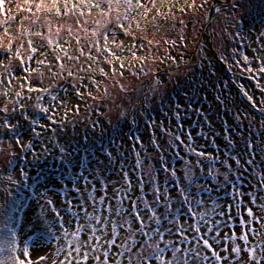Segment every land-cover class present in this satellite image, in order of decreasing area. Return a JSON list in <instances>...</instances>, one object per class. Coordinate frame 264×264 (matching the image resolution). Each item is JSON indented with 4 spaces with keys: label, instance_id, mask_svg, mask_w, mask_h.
Returning <instances> with one entry per match:
<instances>
[{
    "label": "rangeland",
    "instance_id": "rangeland-1",
    "mask_svg": "<svg viewBox=\"0 0 264 264\" xmlns=\"http://www.w3.org/2000/svg\"><path fill=\"white\" fill-rule=\"evenodd\" d=\"M220 1L223 2L213 1V3H217L218 6H209L205 10L195 8L193 15L201 13L203 15V20L208 17L207 23L203 26L199 24L197 22V15L191 18L193 23L190 24L188 30H184L186 33L182 32V41L176 43L175 46L172 47V54L169 52L170 56H167L168 58L165 60L164 57L166 55L163 54L161 45L157 46V43L159 44L162 40L160 38V40L155 39L157 43L155 40H152L154 46L149 49L146 47L147 54L145 56V64L141 67L146 74L144 77L149 79V81H147V86H140L143 80L140 77L138 78L137 74L141 71L134 66H132L134 69L128 67L127 73L123 76L117 75L115 78H107L106 82L103 80L101 83H98V86L92 83V80H95L96 77V71L93 67V70L89 71V73L88 71L81 70L82 68H88V60L86 57H80L78 49L83 48L86 53L89 51L96 53L94 48H90L89 38L90 33L93 30H97L94 21L102 20L103 18L99 17L95 10L92 11V15L87 19L89 23L83 25L88 29L87 33L82 31L80 26L77 25V17L69 16L61 19L50 17V19L54 20L55 25L58 26L63 24L65 28L71 26L73 29L71 34L67 31H62L60 37L57 38L59 43L68 41V43L64 44L68 55L72 52L73 54L75 53L73 57H79L78 60H69L63 53H59L62 57L60 62L65 65L64 69L59 67L55 59L57 53L54 52L52 48L46 47L33 55L28 48L27 41L32 39L35 44L42 43V41L37 37L18 35L19 26L16 25L15 22H12L10 30L13 37H15L13 52L6 54L8 56H13L10 68L12 74L8 75L4 68H0V72H2L7 84L10 86L14 85V83L22 84L18 87V92H20L21 95L18 98H7L3 97L0 92V108L7 106L10 110L8 114L0 113V116L7 115L8 119L13 124L19 122L18 138L21 140V143L27 144L31 141L33 144L32 149L22 152L20 146L18 148V145H16L15 138L8 135L4 136V142L0 144V148L3 149V152H0V168L3 169L6 167V170L11 171L14 175L12 178H14L15 183H19L22 190L20 204H22L23 207L14 214V216H17L16 231L18 246H23L22 241L28 238L30 231L36 227L41 228V233L43 235H48L47 225L38 221V217L41 215L44 220L55 224L52 231H55L59 235L61 231L59 229V222L56 220L55 212L51 209H58L61 215L67 220L69 214L64 211L68 206L67 201L71 200L73 204L78 205L81 198L87 197L88 193L93 190V186L95 187V191L93 192L95 197L104 195V192L101 191L103 179L106 180L107 183L106 190L111 187H113V189L121 188L123 174L126 171L132 183L131 192L126 193L122 190L119 194H116L113 190L115 193V195H113L118 196L121 200H126L128 195L139 197L141 192L140 188L137 187V179L138 175L141 176V168L136 166L137 159L142 161V169L145 172H147L149 168L154 169V182H148V184L144 185L146 188H143L144 199L147 201H149L148 196H152L155 199L156 191H154V189H159V191L163 192L164 189L168 188V185H171L173 188H175L174 185H182V181L187 180L186 171L189 166L194 169L192 172L193 179L196 181H203L201 185L204 184L206 179L211 181V185H213V181L224 184L222 173H224L227 168L222 162L227 160V163L232 165V172H235V175H232V172L228 173L230 183H228L227 186L235 185V190L238 188L244 195L235 197V201L231 198L230 200L229 198H225V201H221V204L218 206V209H221V213L225 215L228 211L227 216L231 217L229 223L227 220H223L219 224L221 237V244L219 247H229L235 244L243 245L244 242L239 239L233 241L229 240L227 237L231 236L233 233H236L238 236L242 231H247L246 228L241 229L239 226V221L246 218V214H243L241 219L237 217L239 214H237V209L234 206L237 202L240 203V206L242 204L243 209L251 207L254 210H257L259 204L264 203V187H261V185H264V150L261 148H254V163L248 164L247 161L252 159L253 154L247 153L245 149V145L248 141H252L254 144L264 143V116L261 119H256L253 127L251 124L243 125L240 118L241 113L235 108L239 107L236 105L237 100H235V102L231 101V98L233 96L235 97L236 93L228 88L221 91L222 93L220 96L222 99L218 100L221 86L220 76L219 73L212 76L209 72L211 70H218V67L215 68V65L212 63L213 58L216 57V53L213 50H209V47L216 38V43L218 44L216 45V43H214L216 49L222 50L224 45L227 50L228 45L226 41L230 37L235 39L239 36L245 37L240 22L243 20V25L248 27V20L254 12H256V9L254 8L252 0L250 1V5L246 8H243L242 5L247 4L248 0ZM16 2L19 3L20 0H16ZM223 3H228L229 7L223 8L225 9V13H217L215 7H219ZM232 3H235L237 7L232 8ZM6 7L11 9L12 15H17L18 17L26 15V13H17L12 5H6ZM133 15H135V13ZM86 17L87 16L79 18L81 24H83V20L86 19ZM138 18L137 16L136 20H138ZM3 19L4 17L0 16V22H2ZM40 23L43 24V17ZM29 26V22L25 21L24 27L27 28ZM255 26L259 29L257 35L253 36L251 39L255 42L251 45H247L245 48L252 59L256 54L264 55V52L260 51L261 45H264V36H261V33H264V31H260L262 26L258 24H255ZM108 27L112 28L113 25L109 24ZM41 31L46 32V29L41 27ZM116 32L117 39L122 41L123 44H126L124 45L126 49L127 45L132 43V38L130 36L126 37L124 34L121 36L122 33L119 29H116ZM237 33H239V36ZM223 35H225V41L223 44H219V40ZM74 36L80 39V44L76 43V40L73 39ZM164 37L166 38L165 35ZM85 40H88V42ZM5 43H7V38H5ZM21 45L23 46L21 47ZM17 49H19L21 57L25 60L26 67L30 70L32 68H39L40 70L39 73L34 72L32 76L29 77V84H25L23 79H13V77L17 76L19 73V60L14 57V53ZM253 49H256L257 53H254ZM41 52L46 53V56L41 55ZM123 52L126 51L124 50ZM222 53L223 52H219V55L222 56ZM140 54L141 52L137 53V56L139 55L140 57ZM30 55L33 57L32 60L28 59ZM188 55L190 56L185 58ZM229 55L230 54H228V56ZM232 58L229 56L231 63L233 62ZM37 59L45 60V64H36L35 60ZM183 60H185V62H183ZM253 60L255 61L256 68H258L259 63L255 59ZM3 62L7 64L8 60L3 59ZM174 65L181 66H177L172 70ZM229 70L234 72L233 68L229 67L228 71ZM68 71H71L73 75L69 76ZM53 72L58 73V75L53 76ZM134 72L136 74H133ZM143 72H141L142 75ZM154 73L155 76L152 77ZM2 74H0V80L2 79ZM22 75L27 76L28 74L25 72L22 73ZM80 77H83V80H81ZM188 81H190L189 83L192 85L195 84L197 89L192 90L190 96L177 93L174 96L175 102L170 101L167 106L169 110L167 112H161V110L158 109V104H166L167 101V97L164 98L162 96L161 90L166 87L170 90L178 87L183 88L184 84ZM259 82L261 86H264V73L260 74ZM73 85H76V88H73ZM29 86L48 88L51 95H56L58 99L52 100L51 95L45 92H28L27 88ZM245 87L246 91L252 94L256 107L259 109L264 108V93L260 92L259 88L251 86L249 81L245 83ZM93 88L94 92L91 90ZM0 89L2 90L1 87ZM65 89H67V91H65ZM77 89L83 94V98L76 95ZM87 91L91 92L96 99L89 96ZM195 93H198V97H196ZM149 94H153L154 96L152 97V101L149 100L151 98ZM142 95L144 100H148V106L151 108V110L145 111L146 117L143 113H140V108L143 105L140 101L143 100L141 99ZM40 97H42V99L38 100ZM16 101H19L25 106L24 111L30 115V118L38 119L41 124L49 126L47 130L36 127V131L41 132L39 137H36L31 131L32 126L29 124L28 120H25L19 113H11V108ZM205 101L207 103H205ZM37 103H39L41 107H47L49 109V113L52 114L53 119L57 121L56 124H52L51 121L47 119V115L40 113L35 108ZM152 110L154 112H151ZM220 113L226 115V122H221L220 117H217ZM141 117H143L144 120H142ZM208 120H213L212 125L215 129L209 126V123H207ZM205 122L206 125L211 128L210 131L205 130V127H201L202 130L198 128ZM141 123L147 124L144 128L145 130H148L150 127L152 128V137L151 135L148 136L145 134L147 131L142 132L138 129ZM178 123L180 128L177 126ZM53 128L56 129L54 133L51 131ZM104 129H108L111 135L110 139H108L109 142H104L105 147L119 158L118 174L121 178L119 177L116 179V182L104 178L105 172L95 152L89 157H80L78 160L70 159L68 161L65 158L66 150H78L79 152L80 150H88L90 152L92 150H96V152L97 150L98 152L101 150L103 153H99L98 156L103 157L105 147L99 149V144L95 136L97 131H104ZM75 130L78 133L76 135L78 138L68 137L69 133L73 134ZM66 131L68 133H66ZM115 133H118V136H123L119 139V142L118 139L112 141V136ZM169 133H171V135H169ZM154 135H157V139L162 138L160 141L163 140V143L169 146L171 150L174 147L173 144L177 141L174 139L176 135H179L180 138L183 139L185 147L183 148L180 146L178 148L179 152L175 153V158L173 155L168 163L170 167L175 170H177L176 167H178V171L180 170L182 174V179L180 178L179 180L178 176H172V171L171 173L166 171L162 174L161 171H157V164H155L153 168L151 161L149 160L148 162L149 154L146 152V148L150 150L154 148V145L160 144V141L154 140ZM189 136H191L190 141ZM231 136L234 137V143ZM229 141L232 143L230 144ZM9 143H11V147H9ZM141 143L145 147L141 146ZM189 144L191 147L195 148L196 151L205 153V158L190 153L187 148ZM12 147L18 149V155L14 157L16 161L15 166L9 167L7 161L11 157ZM45 149H47V151H45ZM61 149H63V151H61ZM231 156H237L243 166L247 168L249 166L253 167L254 171H256L254 176H252V173H247L246 171L242 172L241 170L243 167H236L235 161L230 159ZM209 157L215 158V161L209 159ZM199 160H202V164L197 167L196 162ZM210 164H213L216 169V172H214L216 173L214 175L215 179L206 175L209 171ZM6 170H2L4 171L3 173H6ZM24 173H26V175H24ZM84 177L87 179L85 180ZM144 179L149 181L152 177L147 176L144 177ZM97 180L100 182L99 185L95 184ZM168 180L170 183L167 184L166 182ZM258 181L260 184H257ZM16 184H14L12 188H16ZM76 188H79L80 191L77 192ZM174 193L173 197H178L177 190L174 191ZM169 194H171V192H169ZM107 196L110 197L108 192ZM252 197L255 198V204L251 202ZM45 198L50 199L52 205H47L45 203ZM231 203L234 204L232 208H230ZM129 204H131V202L128 203V201H125L124 207H128ZM41 205H44V208H41ZM141 207H143V204H141ZM208 208L210 211H207L209 215L206 216V219L211 220L213 208L211 205L208 206ZM160 209H162V207H160ZM76 210L78 211L79 209ZM89 210L91 211V209ZM203 211H205V206ZM215 211H217V209ZM144 212L147 213L148 216L150 215L147 209H144L142 213ZM257 215H259L258 210ZM113 217L115 216L111 218ZM114 219L118 218L115 217ZM181 219H184V217L182 216ZM225 221L228 226H226ZM192 222H194V220L189 218L188 223L191 224ZM229 224H233V226L230 227ZM251 227L260 229V225L255 222L252 223ZM260 230L264 231V229ZM125 235V232L120 231V239H123ZM85 238L86 237L81 234V239ZM70 239L71 237L61 238L60 240L53 239L50 242H46L41 247H32L30 245V256L37 260L40 256L49 257L45 261H40V264H52L53 260H56V264H59V261L63 260L67 255V252L71 251V247L68 244V240ZM135 239L137 244H139L142 237L137 235ZM257 245H260V247L257 248V252L259 253L261 248H264V237L249 234L248 246L257 247ZM57 248H64L65 251L59 253L58 256L54 255ZM123 250V246L119 249H114V251ZM17 254L19 255L20 253L18 252ZM73 255H75V253H73ZM168 255H170V253H166V256ZM222 255H228V253H222ZM119 259L123 264H126L123 257ZM229 261H231L232 264H236L234 256H230L229 260L223 261L222 264H229ZM88 264H92V261L90 260ZM152 264H155V261H153ZM261 264H264V261H262Z\"/></svg>",
    "mask_w": 264,
    "mask_h": 264
},
{
    "label": "snow or ice",
    "instance_id": "snow-or-ice-1",
    "mask_svg": "<svg viewBox=\"0 0 264 264\" xmlns=\"http://www.w3.org/2000/svg\"><path fill=\"white\" fill-rule=\"evenodd\" d=\"M208 4V0H203V3L197 5L195 0L192 3H188L185 0V5L179 8V11L184 12L185 7L188 8H204ZM6 5H12L17 13H26L24 16L18 17L17 15L11 14V9L6 7ZM174 7V0H20L19 3L16 0H0V16L4 19L0 22V68H4L8 75H11V63L13 56H8L6 54L13 52V42L15 37L11 32V24L15 22L18 25V35L20 36H31L39 38L42 43L35 44L32 39L27 41L28 48L34 55L38 51L44 48H52L54 52L57 53L55 59L59 64L61 69L65 68V65L61 63L62 57L59 53H63L67 59H79V57H73L68 55L67 49L64 44L59 43L57 38L60 37L62 31H67L69 34L72 33L73 29L71 26L65 28L63 24L55 25L53 19L50 17L61 19L63 17H77V25L80 26L81 30L88 32V29L83 25H87L89 21L87 19L83 20V24L80 23L79 18L92 15V11L95 10L102 20H95L97 30H93L90 33V48H94L97 53L107 54L105 63L111 65L114 62H119V67L121 69L125 68V63L123 58L117 55V52L113 49H119L124 51V44L122 41L117 39L116 29H119L121 33L126 36H131L133 40L136 37L133 34V22H135V29L141 32H146V29H141L139 21L136 20L138 16L140 20H144L148 23H154L157 17H163L164 19L169 18V12L162 11L166 7ZM228 3H223L219 7H215L217 13L222 11V8H228ZM232 8H236L235 3L231 4ZM155 11V15L151 16L149 20V15ZM135 13V15H133ZM43 17V24H41V19ZM174 19V17H172ZM29 22V27H24V22ZM183 23V21H181ZM239 23V22H238ZM112 24L113 27L109 28L108 25ZM35 26V27H32ZM41 27L46 29L41 31ZM239 36V33H237ZM264 36V33H261ZM5 38H7V43H5ZM94 38V39H91ZM77 44H80V39L78 37H73ZM148 44H152L149 40ZM23 45H21L22 47ZM137 45L135 43L131 44L127 51L131 52V59L133 61L139 60L141 63L144 61V57H137L135 54V49ZM80 57H86L88 61L93 63L97 62V56L93 55L91 51L85 52L83 48L78 49ZM233 58L239 56V59H235V66L239 70L240 74L250 73L246 78L248 80H253L257 82V88L260 92L264 93V86H261L258 81L260 74L264 73V55L256 54L253 59L259 63L258 68H253L251 66V60L249 56L244 55L242 51L238 52L237 49H233ZM261 52H264V45H261ZM254 53H257L256 49H253ZM41 55L46 53L41 52ZM15 59L19 60V73L14 76L13 79H23L25 84H29V77L32 76L34 72L39 73V68H32L31 70L25 66V60L21 57L19 49L14 53ZM32 56L28 57L32 60ZM3 59H7L8 63L5 64ZM36 64H45V60H35ZM48 66V65H46ZM134 66V65H129ZM231 67V65L229 66ZM82 71H92L91 65L88 68H82ZM143 72V68L140 70ZM27 73V76H23L22 73ZM99 72L103 76H107L108 73L104 71L103 68L99 69ZM117 70L112 69L113 75H115ZM123 76V72L119 73ZM136 74V73H133ZM42 75V73H41ZM58 73L53 72V76H57ZM68 75L72 76L73 73L68 71ZM83 80V77H80ZM158 82V81H157ZM92 83L98 86L96 80H92ZM76 88V85H73ZM123 90V88H122ZM28 92H49L48 88H39L29 86L27 88ZM67 91V89H65ZM241 91L243 95L247 97L248 101L252 104L253 108H256V104L253 103V97L243 90V85H241ZM8 93L5 92L6 96ZM16 96H20V92L15 93ZM76 95L83 98V94L76 90ZM92 96V93H88ZM93 99L96 97L92 96ZM42 99V97L38 98ZM52 100H57L56 95H51ZM24 105L19 101L14 103L11 108V113H19L23 116L25 120L29 121L32 126L31 131L36 137L41 135V132L36 131V127L47 130L49 126L41 124L38 119L30 118V115L24 111ZM35 108L40 112L47 115V119L51 121L52 124H56L57 121L53 119L52 114L49 113L47 107H41L39 103L35 105ZM258 111H264V108L257 109ZM9 108L7 106L0 108V113H9ZM19 122L13 124L8 119L7 115L0 116V144L4 142V136L8 135L15 138L16 145L20 146L21 151L32 149L33 144L29 141L27 144H22L19 137ZM54 133L56 129H51ZM171 135V133H169ZM175 140H180V136L176 135ZM191 136H189V141ZM183 143V141H181ZM231 144L232 142L229 141ZM11 147V143H9ZM188 151L194 153L196 156L205 158V153L196 151L191 145H187ZM254 148H261L264 150V143L254 144L252 141H248L245 145L247 153L253 154L252 159L247 161L248 164H253L255 160ZM47 151V149H45ZM63 151V149H61ZM0 152L3 149L0 148ZM13 157L16 153H11ZM35 156V153L33 152ZM139 155V154H137ZM215 161V158L209 157ZM231 160H234L236 167H243L237 156H231ZM15 159H10L7 161L9 167L15 166ZM190 163V162H189ZM226 165L227 171L222 173L224 184L230 183L229 172H232V165L227 163V160L223 161ZM202 164V160L196 162V166L199 167ZM136 166L141 168V176L138 181L137 187L140 188L141 195L137 199H131L128 195L126 199L131 200L129 207L125 208L123 201L115 197L107 196V185H102L101 191L104 195L100 197H95L93 190L88 193L87 197H82L80 203L73 204L71 200L67 201V208L64 210L69 214V218L66 220L61 212L52 208L51 210L55 212L56 220L59 222V229L61 230L59 235L52 231L55 224L44 220L41 215L38 217V221L42 224L47 225L48 235H43L41 233V228L36 227L30 231L28 238L22 241V247L17 244V222L13 215L9 214L7 209L3 210V219L0 221L2 226H0V264H40V261H45L49 257L40 256L39 259H33L30 256L29 246L41 247L46 242L51 240H60L61 238H68V244L71 247V251L67 252V255L63 260L59 261V264H88L91 260L92 264H123L119 259L124 258L126 264H222L223 261L229 260L230 256L235 257L236 264H261L264 261V248L258 253L257 247L248 246L249 234H254L255 236L264 237V203L258 205V212L251 207L247 208L246 218L239 221V226L241 229L246 228L247 231H242L238 236L233 233L227 238L229 240L235 241L239 239L244 242L243 245L235 244L229 247H219L221 244L220 237V227L218 221H210L206 219L209 215L208 212L198 211L199 207L202 206L204 201L201 199L204 193H207L211 197L213 191L212 188L205 187L203 185H197L194 182L192 176V167L189 166L186 171L187 183L185 185H176L178 192L177 200L179 202V207H173L172 202L169 200L167 190L164 193H160L159 189H154L156 191L155 199L151 201L152 207H149V201L144 199L143 185L145 183L144 177L151 176L152 179L149 183L154 182V169L149 168L147 172L142 169V161L137 159ZM168 171V169H165ZM214 172L216 169L213 164L209 165V171L206 173L207 176L215 179ZM172 176H175V171H172ZM26 175V173H24ZM235 175V172H232ZM9 180L12 179L11 176L8 177ZM86 180L87 178L84 177ZM123 183L121 188H114L116 194H119L122 190L126 193H130L132 189V183L129 179L128 173L125 171L123 174ZM235 187V185H233ZM221 185H217V188ZM264 187V185H261ZM79 192L80 189L76 188ZM235 197H240L244 195L237 188L233 193ZM251 195V194H249ZM116 200L115 205L112 201ZM168 201L163 205L164 211L157 214L156 208L159 207L162 201ZM253 204L256 203L255 198L252 197ZM45 203L47 205H52L50 199L45 198ZM143 204V207H141ZM237 209V214H239L240 203L237 202L235 205ZM22 204H17L16 201H12L13 213L18 212L22 208ZM44 208V205H41ZM76 209H79L78 211ZM91 209V211L89 210ZM144 209H147L150 213L147 219L142 215ZM215 211V208L212 209ZM224 215V213H220ZM115 216L118 219H112ZM184 217L183 223H181V217ZM191 218L195 222L189 224L188 219ZM251 218V219H249ZM255 222L260 225V229L251 227L252 223ZM226 226L227 225V222ZM67 225V226H66ZM154 225V226H153ZM203 229V230H202ZM120 231L126 233L123 239H120ZM81 234L86 238L81 239ZM139 235L142 239L137 244L135 237ZM107 237V239H105ZM167 237V238H166ZM119 240V243H118ZM130 241V242H129ZM163 245V246H161ZM123 246V251H114V249H119ZM65 251L64 248H57L54 255H59V253ZM20 253L19 255L17 253ZM7 253V255H4ZM75 253V255H73ZM99 253V254H97ZM146 253V254H145ZM166 253L170 255L166 256ZM222 253H228V255H222ZM52 264H56V260H53ZM229 264H232L229 261Z\"/></svg>",
    "mask_w": 264,
    "mask_h": 264
},
{
    "label": "trees",
    "instance_id": "trees-1",
    "mask_svg": "<svg viewBox=\"0 0 264 264\" xmlns=\"http://www.w3.org/2000/svg\"><path fill=\"white\" fill-rule=\"evenodd\" d=\"M213 1L223 2L220 0H208V4H206L204 6V8L197 7L196 9H199V10L204 9L205 10L209 6H213V5L218 6L217 3H213ZM250 1L251 0H248L247 4H243L242 7L246 8L247 6H249ZM252 1L254 3V8L256 9V12H254V14L248 20V27H245V25H243L244 24L243 20L240 22L241 29H242V32H244L245 37L239 36L236 39L230 37L226 41V44L228 45L227 50L225 49L224 45H223L222 50H220V49L217 50L215 45H214V43H216L217 39L215 38L213 40L211 46L209 47V50H213L216 53V57L213 58L212 63L215 65V68L218 67V70L217 71L211 70L212 72L211 71H209V72L212 74V76H214L216 73H219V76H220L221 86L219 89L218 100L222 99V97L220 96V94L222 93L221 91H224L228 88L231 89L232 91H234L236 93V96L235 97L233 96L231 98V101L235 102V100H237L236 105H238L240 108L239 107H235V108L239 111V113H241L240 114L241 122L243 123V125L251 124V126L253 127L254 123L256 122V119H261L264 116V112L258 111L257 110V109H259L258 107H256V108L252 107V104L248 101L247 97L243 95V92L241 91V85H243V90L246 91V87H245L246 82L249 81L251 83V86H255V88H257V82L253 81V80H248L246 78L248 75H251L250 73L240 74L239 70L235 66V59H239V57L232 58V56H233L232 50L233 49H237L238 52L242 51L244 53V55L249 56L247 51L245 50V48L247 47V45H251L255 42L254 40H251L252 37L257 35V32L259 31V29L256 28L255 24L262 26V29H260V31L261 32H262V30L264 31V0H252ZM187 2L190 4V3H192V0H187ZM174 3H175L174 7L169 6V7L162 9V11L169 12V18L168 19H164L163 17H157V19L155 20L154 23H148V22H145L144 20H140V18H138L137 21H139L141 29H146V32H141L139 30H136L135 29V23H133V30H134L133 34L136 37V39L133 40V38L130 36L132 38L131 44L135 43L137 45V47L135 49V54L137 56V53L141 52L140 57H144L143 63H141L139 60L133 61L131 59L132 54H131V52L127 51V48L131 44L127 45V48L125 49L126 52L120 51L119 49H113L114 51L117 52V55H119L123 58V61L125 63V68H123V69H121L119 67L118 61L114 62L111 65L105 63L104 61L107 58L106 53L101 54V53H97V52L96 53L91 52L93 55L97 56V62L93 63L91 61H88V67H89V65H91V67H93L94 70L96 71L95 80L98 83H101L103 80H105V82H106L107 78H115V76L120 75L119 74L120 72H123V75L126 74L128 71L127 68L130 67L129 65H134V67L137 69L139 68V71H140L141 67L145 64V56L147 54L146 47H147V49H149L150 47H153L154 46L153 41L155 39H157V40L161 39L162 40L159 44L156 42V40H155V42L157 43V46L161 45V49L163 51V54L166 55L164 57V60L166 58H168L167 56H170L169 52L172 54V52H171L172 47L175 46L176 43L182 41V38H181L182 32L186 33L184 30L185 29L188 30V27L190 26V24L193 23L191 21V18H193L195 15H197V18H198L197 22L199 24H201L203 26L204 24L207 23L208 17L204 18V20H203V15L201 13L193 15L195 8L185 7L184 12L179 11V8L185 5V0H174ZM195 3L197 5H200L203 3V0H195ZM224 11H225V9L222 8V11L219 13H222ZM152 15H155V11H153V13H151L149 15V20H151ZM88 17L89 16H87L86 19H88ZM172 17H174V19ZM181 21H183V23H181ZM164 35L166 36V38L164 37ZM121 36H123V33ZM214 36H216V35H214ZM149 40H151V41L153 40L152 44H148ZM85 41L88 42V40H85ZM224 41H225V35H223L221 37V39L219 40V44H223ZM124 45H126V44H124ZM216 45H218V44L216 43ZM219 52H223L222 56L219 55ZM74 54L71 52L70 56H73ZM228 54H230L229 56L233 59L232 63L229 60ZM189 56L190 55L186 56L185 58H187ZM137 57H139V55ZM249 58L251 60V66L255 69L256 68L255 61L250 56H249ZM183 62H185V60H183ZM169 64H170V62H169ZM230 65H231L230 68H233L234 72H231L230 70L228 71V68ZM177 66H181V65H174L172 67V70L174 68H176ZM134 67L131 66V68H133V69H134ZM100 68H103L104 71L106 73H108V75L107 76L101 75L99 72ZM113 68H115L117 70L115 75H113V73H112ZM88 73H89V71H88ZM179 73H182V72H179ZM210 73H209V75H210ZM0 74H2V72H0ZM144 76H146V74L144 72H143V75L141 72H139L137 74V77L138 78L140 77L143 80L142 84H140V86H147L148 85L147 81H149V79H146ZM153 76H155V73L152 75V77ZM189 82L190 81L185 83L183 88L178 87V88H175L173 90H170L166 87L165 89L161 90L162 96L164 98L167 97V101H166V104H163V103L158 104L159 105L158 109L161 110V112H167L169 110V108L167 107L168 104L170 103V101L175 102L174 96L177 93L184 94V96L185 95L190 96V94H192V90H194V89L196 90L197 88L195 87L196 86L195 84L192 85ZM243 82H245V83H243ZM258 83L261 85V83L259 81H258ZM20 85H22V84L21 83H14V85L10 86L9 84H7L5 77L2 74V79L0 80V87L2 88V90L0 89V92H1L3 97L18 98L19 96H16L15 93L18 92V87ZM99 85H101V84H99ZM91 90H92V92H94L93 91L94 88ZM5 92L8 93L6 96L4 95ZM87 93H89V91H87ZM195 94H196V97H198V93H195ZM250 95L252 96V94H250ZM141 97H142L141 99H143V95ZM149 97H151L149 100L152 101V97H154V96H153V94H151V95L149 94ZM140 101H141V104H143L142 107L140 108V113H143L145 116V114H146L145 111H149V110H151V108L148 106V103H149L148 100L143 99ZM252 102L254 103V98H253ZM205 103H207V102L205 101ZM151 112H154V111L152 110ZM79 114H80V112H79ZM217 117H220L221 122L222 121L226 122L225 121L227 119L226 115H223L220 113ZM141 118H142V120H144L143 117H141ZM212 121L213 120H211V121L208 120L207 123H209L210 127L215 129V127H213V125H212ZM146 125H147L146 123H141V125L138 129L142 132L147 131L145 134L148 136L151 135V137H152V128L150 127L148 130H145L144 128ZM177 126L180 128L179 123L177 124ZM201 127L202 128L205 127V130H207V131L211 130V128H209L206 125V122L203 123L202 126H199L198 128L200 129ZM202 128H201V130H202ZM173 131H174V129H173ZM173 131H171V132L175 133ZM109 132L110 131L108 129H106V130L104 129V131L103 130L97 131V134L95 137H96V140L98 141L99 149H102L105 147L104 142H107V143L109 142L108 139H110V137H111ZM66 133H68V132L66 131ZM73 134L69 133L68 137L78 138L76 136L78 134L76 130L73 131ZM122 137H123L122 135L118 136V133H115L112 136V141L114 139H118V142H119V139ZM160 139H162V138H160ZM160 139H157V135H154V140L160 141ZM231 139L233 140V143H234V137L231 136ZM181 141H183L182 138H180V140H177L173 144L174 147L172 148V150L169 146H167L166 144L163 143V140L160 141L159 145H154L153 149L147 150V148H146V152H148V154H149L148 162H149V160L151 161L153 168H154V165L157 164L156 165V167L158 169L157 171H161L162 174H164L166 172L165 169H168L167 172H170V173H171V171L174 170L175 171V177L178 176L179 180H180V178L182 179V174H181L180 170L178 171V167H176L177 170H175V169L171 168L170 165L168 164L170 159L172 158V156L174 155V158H175V153L179 152L178 148L180 146L183 148L185 147L184 142L181 143ZM118 142H116V143H118ZM140 145L143 146L142 143ZM61 147L63 148L62 145H61ZM143 147H145V146H143ZM18 148H19V146H18ZM13 152L16 153V156L18 155V149L16 147H12L11 153H13ZM93 152H95V154L97 155L99 163H100L103 171L105 172L104 178H107L108 180H113L114 182H116L115 180L120 177L118 174L119 158L117 155H113V153L110 152V150L107 147H105V152H104L103 157L98 156L99 153H103L101 150L99 152H98V150H97V152H96V150H94V151L92 150L91 152L88 150H80V152L78 150H72V151L66 150L65 158L68 161L70 159L78 160V159H80V157L91 156V154ZM10 159H14V157L11 155L9 160ZM5 168H3V169L0 168V221H2V219L4 218L3 217V210L4 209H7L9 214L13 215L14 219L16 220L17 216H14V214L16 212L13 213L11 211L12 201H16L17 204H20L21 199H22L21 198L22 190L20 188L19 183L16 182L17 183L16 184L14 178H12L11 180L8 179L9 176L12 177L14 175L12 174L11 171L6 170ZM2 170H6L7 172L3 173L4 171H2ZM193 171H194V169H193ZM225 171H227V170H225ZM241 171L242 172L246 171L247 173H252V176H254V173L256 172V171H254V168L251 166H249L248 168L246 166H243V169ZM215 174L216 173H214V175ZM139 179H140V176L138 175L137 180L139 181ZM182 182H183L182 185H185L187 183V180L182 181ZM194 182L197 185L198 184L201 185V183L203 181H196L194 179ZM166 183L168 184V183H170V181L168 180ZM14 184H16V186H17L16 188H12L14 186ZM95 184L99 185L100 182L97 180ZM105 184H107L106 180L103 179L102 185H105ZM146 184H148V181L145 180L144 185H146ZM218 184L221 185V187L217 188ZM257 184H260V182L258 181ZM144 185H143V188H146ZM203 186L212 188L213 191L211 193V197H209V195L207 193H204L202 195L201 199L204 201V203L202 204V206H200V209L198 211H200L201 209H202L201 211H203L204 206H205V212L210 211L208 206L211 205L212 208H216L217 211H214V212L211 211L212 212V218L210 221H218L220 224L221 221L227 220V222L229 223V221L231 220V217L227 216L228 211L225 213V215H220L221 209H218L219 208L218 206L221 204V201H225V198L226 199L229 198V200L231 198L233 201H235L236 198L233 195V193L235 192V187L233 185L228 187L227 185L220 183V182H216V181H213V185H211V181L210 180L208 181V179L205 180ZM174 187L175 188H173L171 185H168V188L164 189L163 192L160 191V193H164L167 190L169 200L172 202L173 207L175 208V207H179L180 205H179V202L177 200V197H175V198L173 197L175 194L174 191L177 190L176 185H174ZM113 190H114L113 187L106 190L108 192V194L110 195V197H115L114 196L115 193L113 192ZM169 192H171V194H169ZM230 195H231V197H230ZM137 197L138 196H136V197L131 196V199L135 200V199H137ZM148 197H149V199H148L149 200V207H152L151 201L154 200V198L152 196H148ZM122 201H123L124 205H125V201H128V203L131 202V200H129V199H126V200L123 199ZM167 202H168L167 200L162 201L161 205L156 208L158 215L164 211L163 205ZM112 203H113V205H115L116 200L114 199L112 201ZM232 205H234V204L231 203L230 208H232ZM129 206H130V204H129ZM160 207H162V209H160ZM221 207H222V205H221ZM246 213H247V209H245V208L243 209L242 204H241L240 213H239V215H237V217L239 219H241L242 215L246 214ZM142 215L145 217V219H147V216H148L147 213L144 212V213H142ZM114 218L115 217H113L112 219H114ZM183 221H184V219H181V223H183ZM194 222H192V223H194ZM0 226H2V223H0ZM229 226L232 227L233 224H231V225L229 224ZM105 239H107V237ZM161 246H163V245H161ZM4 255H7V253H5Z\"/></svg>",
    "mask_w": 264,
    "mask_h": 264
}]
</instances>
